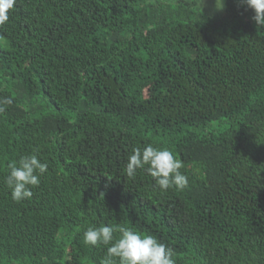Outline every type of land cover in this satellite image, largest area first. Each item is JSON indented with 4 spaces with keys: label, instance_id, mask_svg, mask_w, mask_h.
<instances>
[{
    "label": "trees",
    "instance_id": "trees-1",
    "mask_svg": "<svg viewBox=\"0 0 264 264\" xmlns=\"http://www.w3.org/2000/svg\"><path fill=\"white\" fill-rule=\"evenodd\" d=\"M225 4L16 0L0 25V264H102L107 246L84 242L100 225L155 236L175 264H264V28ZM148 144L187 187L126 174ZM33 152L48 171L15 202L9 165Z\"/></svg>",
    "mask_w": 264,
    "mask_h": 264
},
{
    "label": "clouds",
    "instance_id": "clouds-1",
    "mask_svg": "<svg viewBox=\"0 0 264 264\" xmlns=\"http://www.w3.org/2000/svg\"><path fill=\"white\" fill-rule=\"evenodd\" d=\"M16 0H0V25L9 20V10ZM255 13L253 20L258 29L264 28V0H242ZM11 99L0 101V105L11 104ZM4 107L0 106V112ZM147 166L146 171L154 178L161 191L170 188L184 189L188 186V176L181 169L184 163L168 148L148 144L143 148H134L128 157L126 174L135 177L137 169ZM48 163L42 162L35 152L20 157L18 163L9 165L10 172L6 185L11 190L15 202L30 199L32 188L40 184V176L48 171ZM119 232V238L114 233ZM84 242L96 246H107L106 257L102 264H175L173 249L161 243L155 236L142 234L129 227L100 225L91 226L84 232Z\"/></svg>",
    "mask_w": 264,
    "mask_h": 264
},
{
    "label": "rangeland",
    "instance_id": "rangeland-1",
    "mask_svg": "<svg viewBox=\"0 0 264 264\" xmlns=\"http://www.w3.org/2000/svg\"><path fill=\"white\" fill-rule=\"evenodd\" d=\"M197 6L214 17L221 18L225 13L226 0H195Z\"/></svg>",
    "mask_w": 264,
    "mask_h": 264
}]
</instances>
